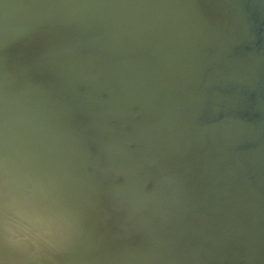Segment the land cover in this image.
Here are the masks:
<instances>
[{"label": "bare ground", "instance_id": "1", "mask_svg": "<svg viewBox=\"0 0 264 264\" xmlns=\"http://www.w3.org/2000/svg\"><path fill=\"white\" fill-rule=\"evenodd\" d=\"M0 264H264V0H0Z\"/></svg>", "mask_w": 264, "mask_h": 264}]
</instances>
